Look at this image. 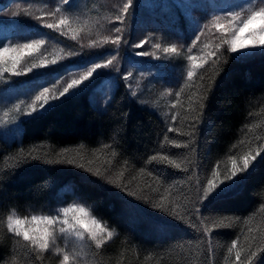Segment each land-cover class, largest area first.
Here are the masks:
<instances>
[{"label":"trees","instance_id":"trees-1","mask_svg":"<svg viewBox=\"0 0 264 264\" xmlns=\"http://www.w3.org/2000/svg\"><path fill=\"white\" fill-rule=\"evenodd\" d=\"M42 1L50 10L62 2L0 0V40L24 31L49 33L18 10ZM101 2L123 15L116 23L121 40L133 44L146 35L182 45L167 62L152 63L163 78L158 89L171 90V107L163 114L134 97L124 63L118 73L101 71L75 97L60 98L47 114L15 119L0 130V264H61L50 251L37 258L7 230V218L58 216L71 204L88 209L112 233L98 249L87 245L79 264H240L237 252L243 264H264V49L237 57L220 41L189 78L184 48L195 34L189 40L188 30L194 21L206 23L208 4L188 6L189 19L173 0H157L151 9L146 0ZM57 40L80 50L76 42ZM105 44L81 49L82 64L109 55L114 46ZM72 62L18 80L0 72L1 97L9 93L7 80L17 88L19 80H45ZM257 152L241 195L204 199L209 181L227 183L233 161L241 169L243 157Z\"/></svg>","mask_w":264,"mask_h":264},{"label":"rangeland","instance_id":"rangeland-1","mask_svg":"<svg viewBox=\"0 0 264 264\" xmlns=\"http://www.w3.org/2000/svg\"><path fill=\"white\" fill-rule=\"evenodd\" d=\"M156 1L157 0H146L145 6L151 9ZM173 1L180 6L181 11L183 12L182 15L191 19V13L188 9V6H194L198 0ZM199 1H203L205 4L210 6V14L206 23L202 24L200 21H194L193 26L188 30V34L190 35L189 40L191 39L193 33L195 35L190 40L192 46L184 48V53L186 54L184 71L187 75L189 71L194 73V71L199 68L193 67L194 64L203 65L211 57L213 51L221 45L220 41H224L225 38L231 39L230 32L220 31L214 26L213 21L215 17H221V19L217 22L225 24L227 23V20L224 18L228 17L231 11H240L241 6L247 8L252 3H259V0ZM40 3H36L28 8H21L18 10L23 12L24 16L28 17L30 20H32V22H35L39 26L48 29L49 33L24 31L21 32V34L12 36L6 35L5 38L0 40V48L10 47L16 48L18 50L16 52L10 51L4 55L3 61L0 62V72L3 74L12 75L10 72H3L2 69L5 66L11 68L14 60L17 57L19 58V62L17 64L16 70L20 71L21 75H12L16 78V80L28 76L37 77V75H42L49 69L55 68L58 65H65L70 61L73 62L70 64L71 66H66L67 68L62 72H53L49 78L45 80L44 78H40L38 79L40 80L38 82L37 80H34L30 84H21L17 88H13V84L7 80V90H9V93H2V97L0 94L1 131L6 129L5 127L8 126V124L10 125V123L16 122L17 120L15 121V119L29 118L39 114L42 111L41 105L44 103V101L43 99L36 100V96L40 95L44 87L49 89L47 95L49 103L54 104L60 98L69 95L68 93H65L64 96L59 95V93L62 92L65 87H67L68 83H71L73 79H79L82 77L87 71L91 70L96 63L105 64L107 66L96 69V71L88 78V80H81L80 84L76 85L74 89H69V93L74 90L82 89L88 83V81L98 76L101 71L118 73L122 64L126 63L127 67L123 72V77L127 79L126 82L133 96L140 97V99H142L141 102L150 106L151 108L164 110L161 112L163 114H168V108L171 107V102L168 95L171 94V90L168 87L164 88L165 91L158 89L160 87L162 89L163 78H159L161 74L156 71V67L153 66L155 64L152 63L158 61L163 63L167 62L179 52V49L182 48V45L178 46L173 41L169 43L166 40H162V38H149L146 37V35H144L145 37L142 38V40L138 43L134 42L132 44L131 42L129 43L128 40H121L119 35L120 33L115 32V28L118 27L116 24L118 20H123V15H121V12L115 9L105 7V5H102V2L100 3V0H69L68 5L63 4L62 2L59 4L54 3L52 6L53 10H50L51 7L44 4L43 1ZM57 7H59L61 11L57 12L55 15H49V12L55 11ZM147 13H149V11H147ZM12 16L15 17L17 15ZM117 17L120 19H117ZM60 19H65L67 23L64 25H59ZM48 23H51L54 26H59L49 29L45 26ZM237 23L239 22L237 21ZM206 25L207 27H205ZM245 35L247 34L245 33ZM73 37H75V39H73ZM105 37H108L107 42H105ZM59 38H63L70 42H76L80 47V50L70 49L68 46H64L60 41L57 40ZM117 38H119V43L113 44L112 40ZM39 39H43L44 44H42L38 49L24 51L19 50L23 44L32 43L34 40ZM145 42L148 43L147 46L142 47L143 43ZM197 42L199 43L198 45L195 44ZM105 43L113 44L114 47L110 49L111 55L109 54L95 57L86 64H82L85 61V58L81 55V49L88 50L91 49L93 45H95V47H105ZM157 45H159V47H157ZM172 47L176 48L175 52L165 51V49ZM263 49L264 47H249L246 49L241 48L233 54L237 57H244L246 55L262 51ZM69 51H73L75 54L69 56ZM132 51L133 53L131 54ZM192 56L196 57L195 61L191 59ZM53 59L57 61L55 64L50 63V61ZM108 60H111L112 63L108 64ZM42 61L45 63V67L33 68L31 72L28 71V69L31 68L33 64H39ZM76 63L81 65H77ZM157 65L158 64H156V66ZM167 65L168 64H164V66ZM163 75L161 77H163ZM58 77L59 79H57ZM53 97L56 98L53 99ZM33 107L36 108V112L32 111ZM75 206L78 205L71 204L65 207L71 208ZM71 215L72 214L70 213L68 217L69 219H71ZM11 216L13 219L18 218L15 215ZM32 216L25 219L31 220ZM53 217H56V222L52 228L54 229V234L57 237V242L55 246H50L48 251L60 256L61 262L63 253H57L55 251L57 247L70 253L76 252L78 255L76 257L75 264H79L81 261L84 262V260H86V246L95 243L88 240L87 232L84 233V241L77 240L75 237L65 238V236L59 231L61 227L60 221L65 218L63 215V210L59 212L58 216ZM25 227L33 226L25 225ZM35 227L39 229L43 227V225L37 224ZM101 227L105 228L102 224ZM108 232L110 231L105 228V232L103 233L105 241L111 238L108 237Z\"/></svg>","mask_w":264,"mask_h":264},{"label":"snow or ice","instance_id":"snow-or-ice-1","mask_svg":"<svg viewBox=\"0 0 264 264\" xmlns=\"http://www.w3.org/2000/svg\"><path fill=\"white\" fill-rule=\"evenodd\" d=\"M62 3L65 5L69 4V0H62ZM61 9L57 7L55 11L49 12V15H55L57 12H60ZM123 12H128V6L125 5L123 8ZM12 15H18L19 13L13 12ZM117 19H120L117 17ZM221 17H215L213 24L214 26L223 32H230L231 39H224V43L228 44V51L232 53H236L241 48H256V47H264V0H259V3H252L247 8L242 7L240 11H231L228 17L224 19L227 20V23L221 24L218 23ZM237 21L239 23H237ZM67 21L65 19H60L59 25L66 24ZM59 25L54 26L51 23L46 24L45 26L49 29L58 27ZM207 27V25L205 26ZM121 29L119 27L115 28V32L119 33ZM245 33L247 35H245ZM75 39V37H73ZM198 39V37H197ZM108 37H105V42H107ZM113 44L119 43V38L112 40ZM42 44H44L43 39L34 40L32 43H25L20 47V51L24 50H32L38 49ZM159 47V45H157ZM18 49L10 48V47H3L0 48V62L3 61V57L6 53L16 52ZM166 52H175L176 48H167L165 49ZM75 53L73 51H69L68 55L72 56ZM191 59L195 61L196 57L192 56ZM19 62V58L17 57L12 67L9 68L7 66L3 67V72H10L13 76L21 75L20 71H17V64ZM57 61L55 59L51 60V64H55ZM112 61L108 60V64H111ZM45 63L42 61L39 64H33L31 68L28 69L29 72L32 71L33 68H43L45 67ZM105 64L96 63L94 67L87 71L82 77L79 79H73L71 83L67 84V87L63 89L62 92L59 93L60 96H64L65 93L69 94V97H75L79 94L80 90H74L69 93V89H74L76 85L80 84L81 80H88L90 76L96 71V69L106 67ZM202 65L194 64L193 67H201ZM193 76V72H188V77L191 78ZM59 79V77L57 78ZM49 89L44 87L43 91L40 95L36 96V100H42L44 103L41 105L42 111L39 113V116H43L48 112L54 110L57 105L49 103L47 99ZM56 97H53L55 99ZM33 112H36V108H32ZM38 118V117H35ZM171 130V129H169ZM179 147V143L176 145ZM260 153L257 152L255 155H247L243 157V167L241 169H237L235 165V161H233V168L231 174L228 175L225 179L228 181L227 183L221 181V185H217L214 181L208 182V188L203 190V197L204 199H208L209 197L213 196H230V197H237L241 195V187L251 175L249 171V165L253 160H256V157L259 156ZM153 161L157 159L154 155L151 158ZM162 160L168 161V163H174V160L169 159L168 155H163L161 157ZM260 163H264V159L259 161ZM71 163V161H69ZM176 167L179 168L180 165L176 164ZM244 173V175L237 176V172ZM201 188H198L197 191H201ZM134 194V193H130ZM71 215V219H69V214ZM64 219L60 221L61 227L59 229L60 233L67 237H75L77 240L84 241L85 236L84 233L87 232L88 240L95 243V247L98 249L100 246L105 242V237L103 233L105 232V228L101 227V224L98 222L97 219L92 218L89 211L83 206H75V207H65L63 209ZM7 222V230L11 233H14L16 237L22 238L23 241H26L28 244L32 246L33 249L37 251V258H39L40 253L47 252L50 246H55L57 242V237L54 234V229L52 226L56 222V217L44 215V216H37L33 215L31 220L27 219H13L12 216H8ZM37 224L43 225V227L37 229L35 226ZM25 225H32L33 227H25ZM66 226V227H65ZM157 230L164 231L167 229V225L157 224L155 226ZM108 237L112 236L111 232L107 233ZM236 244H232V248H235ZM55 251L57 253H63V258L61 264H75V260L77 257L76 252H68L64 251L61 248H56ZM255 255V253H252ZM236 260L243 264L241 261V254L240 252L236 253Z\"/></svg>","mask_w":264,"mask_h":264}]
</instances>
